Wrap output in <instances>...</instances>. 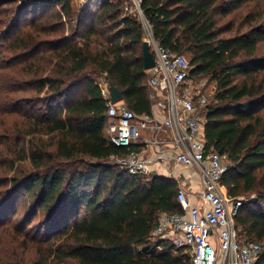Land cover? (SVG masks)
<instances>
[{"label": "trees", "instance_id": "trees-1", "mask_svg": "<svg viewBox=\"0 0 264 264\" xmlns=\"http://www.w3.org/2000/svg\"><path fill=\"white\" fill-rule=\"evenodd\" d=\"M249 1L142 0L141 9L154 38L174 53L190 54L194 73L215 84L207 145L231 162L223 178L229 195L257 197L243 201L236 225L261 244L258 264H264V57H256L264 28L221 38L216 19ZM72 2L0 0V10L14 8L8 17L17 32L14 44L26 58L27 90L37 96L26 103L33 106L29 111H14L29 125L24 137H31V151L16 160L29 161L31 171L20 170L15 185L46 215L50 238L62 241L53 252L59 263L189 264L152 238L161 213H182L177 182L161 176L145 181L108 163L129 151L106 139L107 101L94 77L119 89L136 114H151L143 23L123 13L125 0H103L98 13L84 9L67 34ZM58 6L62 14L48 15Z\"/></svg>", "mask_w": 264, "mask_h": 264}, {"label": "built area", "instance_id": "built-area-1", "mask_svg": "<svg viewBox=\"0 0 264 264\" xmlns=\"http://www.w3.org/2000/svg\"><path fill=\"white\" fill-rule=\"evenodd\" d=\"M127 1L134 3L144 25L156 66L147 71L149 115H138L122 103L112 104L108 88L103 91L106 139L129 151L124 157H112L115 165L145 181L156 172L177 182L182 213H161L152 238H161L176 253L183 252L189 264H258L263 247L248 240L236 225L243 201L231 197L223 184L228 156L207 145V117L215 85L194 73L187 56L164 48L154 38L142 0ZM179 170L188 172L186 177L178 178ZM193 183L199 186L197 190Z\"/></svg>", "mask_w": 264, "mask_h": 264}, {"label": "rangeland", "instance_id": "rangeland-1", "mask_svg": "<svg viewBox=\"0 0 264 264\" xmlns=\"http://www.w3.org/2000/svg\"><path fill=\"white\" fill-rule=\"evenodd\" d=\"M102 2L103 0H93L84 3L81 0H73L71 10L75 18L66 28L67 34L74 32L77 17L84 9H88L93 14L98 13ZM126 8L129 9L128 12ZM13 9L4 7L0 10V264H63L54 259L53 255L62 241L59 238H50L45 229L46 215L43 211L36 210L32 200L26 198L24 192L20 191L14 182L16 178L23 177L20 170L25 169L28 173L31 171L29 161L22 163L16 161L19 153L31 151L29 145L31 137H24L29 125L14 111L16 106L25 112L29 111L33 106H26V103L33 102L28 100L37 99V96L32 90H27L29 89L28 78L22 73L26 58L14 44L13 39L17 32L11 30V21H9L13 15ZM51 13L62 14V9L58 6L48 15ZM123 13L136 15L134 3L125 0ZM249 15L251 18L248 19ZM31 18L29 17L28 21ZM216 19L218 28L223 32L221 38L246 34L252 27L262 26L264 28V0L249 1L241 9L226 17L219 15ZM55 21V19H50L48 24L53 25ZM146 38L145 31V41ZM184 54L189 60L192 59L190 54ZM256 57H264V41L260 42ZM94 79L101 88L105 87L104 78L97 76ZM20 89L24 91L14 92ZM214 91L216 92V88ZM40 99L43 100L44 96ZM213 100L214 97L211 98L212 102ZM43 102L45 101L36 102V107L38 108ZM17 139H21L18 145H16ZM42 139L48 140L45 136ZM108 163L115 164V159H110ZM226 163L228 166L231 164L229 159ZM186 174L185 171L179 170L178 178H184ZM256 198L255 194L240 197L242 201ZM153 241H162V239L155 238ZM180 253L185 255L183 252Z\"/></svg>", "mask_w": 264, "mask_h": 264}, {"label": "water", "instance_id": "water-1", "mask_svg": "<svg viewBox=\"0 0 264 264\" xmlns=\"http://www.w3.org/2000/svg\"><path fill=\"white\" fill-rule=\"evenodd\" d=\"M143 66L145 71H148L156 66V60L153 52L151 51L150 43L148 41H145L143 44ZM108 91L110 93L112 104L124 102V95L119 89L109 86ZM153 177L160 176H158V174L154 172Z\"/></svg>", "mask_w": 264, "mask_h": 264}, {"label": "crops", "instance_id": "crops-1", "mask_svg": "<svg viewBox=\"0 0 264 264\" xmlns=\"http://www.w3.org/2000/svg\"><path fill=\"white\" fill-rule=\"evenodd\" d=\"M109 87V85L105 82V87H103L102 88V90L103 91H106L107 90V88ZM123 105H125V103L124 102H121ZM188 173V172H187ZM185 174H186V172H185ZM194 184V188L197 190L198 189V185H197V183H193Z\"/></svg>", "mask_w": 264, "mask_h": 264}]
</instances>
